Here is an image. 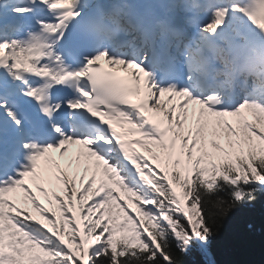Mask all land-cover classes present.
Returning <instances> with one entry per match:
<instances>
[{
    "label": "snow or ice",
    "instance_id": "6c2138e0",
    "mask_svg": "<svg viewBox=\"0 0 264 264\" xmlns=\"http://www.w3.org/2000/svg\"><path fill=\"white\" fill-rule=\"evenodd\" d=\"M262 193L264 0H0V264H214Z\"/></svg>",
    "mask_w": 264,
    "mask_h": 264
},
{
    "label": "trees",
    "instance_id": "16d2710c",
    "mask_svg": "<svg viewBox=\"0 0 264 264\" xmlns=\"http://www.w3.org/2000/svg\"><path fill=\"white\" fill-rule=\"evenodd\" d=\"M220 196L228 198L227 193ZM207 207L212 210L211 203ZM176 255L183 264H193L200 259L196 249L187 255L177 251ZM210 256L214 264H264V193L217 219Z\"/></svg>",
    "mask_w": 264,
    "mask_h": 264
}]
</instances>
